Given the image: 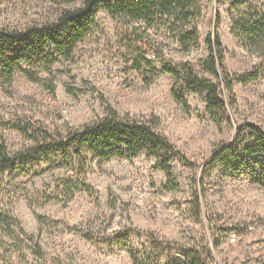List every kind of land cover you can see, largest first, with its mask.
I'll use <instances>...</instances> for the list:
<instances>
[{"label": "rangeland", "instance_id": "rangeland-1", "mask_svg": "<svg viewBox=\"0 0 264 264\" xmlns=\"http://www.w3.org/2000/svg\"><path fill=\"white\" fill-rule=\"evenodd\" d=\"M84 1L0 0V29L43 25ZM198 1L203 10L200 40L191 51L180 46L165 22L114 18L100 8L72 60L61 58L50 68L36 69L41 82L21 72L9 83L0 80V139L11 153L33 143L8 124L23 121L65 133L69 127L106 117L110 109L151 123L177 150L170 176L147 153L111 160L89 154L81 166L34 162L27 164L32 168L28 173L8 174L0 182V207L19 220L25 234L10 238L0 230V264H135L128 249L139 251L141 262L148 251L147 239L137 230L184 247L208 243L213 264H264V186L246 176L221 173L195 184L193 168L199 167L201 176L200 167L218 145L234 137L238 125L253 123L264 129V80L235 83L231 123L220 127L211 121L202 95L188 94L186 109L171 94L170 74L161 73L147 84L138 71L148 65L180 70L188 62L200 76L212 78L200 62L209 54L208 35L216 31L232 75L264 61L263 54L247 51L232 34L231 16L237 13L233 0ZM245 1L264 10V0ZM151 53L157 58L150 59ZM68 179L82 180L89 188L69 197L60 191ZM196 191L201 219L195 212ZM248 226L252 230H246ZM126 231L124 246L88 238L115 239ZM234 231L238 239L232 242Z\"/></svg>", "mask_w": 264, "mask_h": 264}, {"label": "trees", "instance_id": "trees-1", "mask_svg": "<svg viewBox=\"0 0 264 264\" xmlns=\"http://www.w3.org/2000/svg\"><path fill=\"white\" fill-rule=\"evenodd\" d=\"M100 8L114 18L152 24L165 22L176 33V39L185 51L199 46L198 22L203 10L198 0H85L81 7L63 11L55 21L23 30L0 29V80L9 83L16 73L21 72L30 81L41 82L36 69L50 68L61 58L72 60L77 46L90 33ZM232 8L237 11L231 16L232 34L247 51L264 57V10L256 9L245 0H233ZM206 45L209 54L200 66L212 78L200 76L188 62L180 70L171 67L158 70L148 65L147 68L138 67V71L147 84H152L161 73L170 74L174 78L171 94L186 109L189 108L188 94L202 95L211 121L221 127L231 123L229 109L236 104L235 83L264 80V61L251 71L232 75L224 65L226 51L217 31L208 35ZM6 126L33 144L11 153L5 141L0 139V182L8 174L30 172L32 168L28 163L55 165L60 162L81 166L87 162L89 154L111 160L134 159L147 153L156 157L157 166L170 176L171 162L177 154L176 148L154 125L121 117L112 109L108 110L106 117L75 128L69 127L65 133L52 132L23 121ZM193 168L195 184L197 181L204 184L214 174L221 173L224 177L246 176L264 186V129L253 123L238 125L234 137L218 145L206 164L200 167L201 176L197 173L199 167L193 165ZM88 188L84 181L73 179L63 180L60 185V191L69 197ZM194 201L196 215L201 219L198 191L194 194ZM0 230L10 238L19 239L20 234H25L19 220L1 207ZM136 232L147 239L148 251L141 262L139 251L129 248L128 253L135 264H213L208 243L201 247H184L160 240L150 232ZM128 236L129 231L117 233L115 239L88 238L108 246H124ZM35 251L41 252L40 245L35 246Z\"/></svg>", "mask_w": 264, "mask_h": 264}, {"label": "built area", "instance_id": "built-area-1", "mask_svg": "<svg viewBox=\"0 0 264 264\" xmlns=\"http://www.w3.org/2000/svg\"><path fill=\"white\" fill-rule=\"evenodd\" d=\"M149 58L150 59H156V55L151 53ZM246 230H252V227L248 226ZM229 239H230V241L235 242L238 239V232H236V231L231 232Z\"/></svg>", "mask_w": 264, "mask_h": 264}]
</instances>
